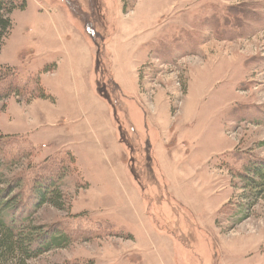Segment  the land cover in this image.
Listing matches in <instances>:
<instances>
[{"label": "rangeland", "instance_id": "obj_1", "mask_svg": "<svg viewBox=\"0 0 264 264\" xmlns=\"http://www.w3.org/2000/svg\"><path fill=\"white\" fill-rule=\"evenodd\" d=\"M215 14L230 19L232 39L216 38ZM11 18L0 81L8 87L14 73L21 93L0 100V148L18 165L0 168V189L22 176L28 191L27 179L59 168L61 207L43 204L26 224L73 236L26 264H264V187L256 194L246 182L249 163H264V0H27ZM56 63L63 77L81 68L96 97L79 102L99 112L45 125L73 100V79L62 90L54 72L39 76ZM131 74L138 95L122 80ZM156 110L165 125L187 120L159 157L145 119ZM98 114L115 130L104 163L83 144L103 134Z\"/></svg>", "mask_w": 264, "mask_h": 264}, {"label": "trees", "instance_id": "obj_2", "mask_svg": "<svg viewBox=\"0 0 264 264\" xmlns=\"http://www.w3.org/2000/svg\"><path fill=\"white\" fill-rule=\"evenodd\" d=\"M26 7L27 0H0V47L4 44L5 39L9 36L12 29V12L15 9L24 10ZM223 17L224 16L215 14V21H209V24L213 26L215 24L216 27L214 31L216 32V38L220 40L232 39L234 28L231 26L230 19L229 22H225ZM187 38L193 39L190 34ZM197 44V40L196 44L191 43L190 51H195V46ZM165 52L167 53L168 51ZM54 67L55 64H47L41 69V72L52 71ZM4 82L6 81H0V100L13 93H21L19 88L21 79L20 77L17 78L14 73L12 77L13 83H7L8 87H6L3 84ZM39 94L43 99L54 100V96L47 93L42 87H40ZM3 135L7 138L16 136L15 134ZM4 153H7V148H5V146L4 148H0V168L3 166L18 165V163H14L15 160H11V157H4ZM66 154L71 155L75 163L78 164L75 155L71 151H68ZM12 155L15 158L18 157V154L16 155L15 153H12ZM20 157H22V154L16 161L19 160ZM58 169L59 168H53L49 173L40 170L39 174L27 179V182H29L28 191H23L25 189L24 182L26 180L22 176L8 182L5 189H0L1 264H6L15 252H18L21 256L18 264H26L27 259L37 257L53 249L64 248L70 243V240L73 239L70 233L62 230L58 226L48 227L44 230L43 227L31 226L30 223L26 224L31 215L43 204L61 207V204L58 203L60 197L58 181L61 179L60 176L62 171L60 172ZM247 170L253 175V179H246V182L249 185H253V192L257 194V192L261 191L260 189L264 187V163L250 162ZM256 178L259 180H256ZM17 188H20L21 191L10 197L11 193ZM116 236L122 237L120 232L116 234Z\"/></svg>", "mask_w": 264, "mask_h": 264}, {"label": "crops", "instance_id": "obj_3", "mask_svg": "<svg viewBox=\"0 0 264 264\" xmlns=\"http://www.w3.org/2000/svg\"><path fill=\"white\" fill-rule=\"evenodd\" d=\"M87 63L89 65H91L89 63V61H87ZM112 65H113V63H112ZM114 67L117 68L118 67V63L115 64ZM134 67H137V64H135V66H132L131 69L134 68ZM61 68H62V64L61 63L60 64L56 63L54 69L52 70V72H54L52 75L56 76V80L59 82V85L62 87V90L69 87L70 79L74 80V87H73L74 93L72 91H69L67 93L69 97L73 98V100L71 102L67 103V108H65V109L59 108L56 114L53 113V109H52V114L48 117V120L46 121V124H45L47 126H50L51 128H56V127L61 126V124H63L62 120L60 122V118L64 114L66 115V118L64 119V121H66V119H68L69 121H74L73 119H78L77 115L79 116V113H81V111L84 114L83 107L89 108L94 113H97V112L100 111L99 108L97 110L95 109V107H96V103L95 102H88V103H84V104L79 102L80 99L81 100H85V99H90L91 100L94 97H96L94 92L91 91L90 87H88L89 92L86 91L85 88H87V87H85L84 79L77 76L78 72H80L81 68H78V67L74 66L73 63H72V68L70 70L75 69L76 75H74V72H71V75H69L67 77H63L61 75V73H60L61 72ZM40 72H41V69H40ZM40 72H39V74L44 73V72H41V73ZM117 72H118V70H117ZM117 74L118 75L123 74V75L127 76V74L124 73L123 71H122V73L119 71ZM129 78H130V80L126 79V78L122 79L124 81V83H125L126 89H128V87H130L132 89V91H134L138 95L139 94V92H138L139 91V86H138L137 80H135L133 74H131ZM81 84H82V86H80ZM81 89H82V91H81ZM47 93L50 94V92H47ZM52 96H53V94H52ZM163 113L164 112L156 110V113L152 112L151 114H148V115L146 114L145 115L146 121H149V122L152 121L153 125L152 126L150 125L151 126L150 128H151L152 131H154L156 133V135L158 137V139H156V141L157 140H161L160 143L158 141V142H155L154 145H153V147L155 149H157V147H159V150L156 151L158 157L163 154V143H162L163 139L165 140V138H167V139H170L171 141L174 140L175 136L178 135V130H176V129L181 125V122L183 124H184V122H187V120H180V118H179L178 120H176L177 121L176 122L177 127H176L173 124V120L172 119H175L176 116H178V115L175 114L174 116H172L171 113H170L171 122L167 123L165 125V123H160L161 122V116H162ZM183 114H184V111L182 112L181 116ZM97 122L101 123V125L97 126V128L103 134L98 135V138H96V139L94 138V140H88L86 143L83 142V144L88 148V149L85 148V150H87L88 152L91 151V153L94 155L96 160H97L98 157H100L102 159L101 163L109 162L113 158L111 157V155L109 156V154L107 152V150L109 148H107V146H105V145H108L110 143L111 133H112V131L115 132V130L113 129V125L111 124V120H108V118H106L105 121H104L103 118L99 114L97 115ZM86 127H90L89 123L86 124ZM84 129H85V126L82 125V123L79 124L76 127V131L78 132L77 136H79L80 134L81 135L86 134L84 132ZM58 131L66 133L65 129H61V130H58ZM72 132H74V130L71 131V132H68V134L71 135ZM174 132H176V133L174 134ZM172 134H174V135H172ZM74 139H76L75 136H74ZM96 140H98V141H96ZM75 142L78 145L82 146V144H80L78 142V138L75 140ZM113 142L119 145L118 140L114 139ZM120 149H121V147H120ZM114 151L115 152L119 151L118 153L121 155V158L123 157V154L121 153L122 149L120 151L115 146L114 147ZM101 168L106 169V167H104L103 165H101ZM125 168L127 169L126 163L124 165V173L127 174Z\"/></svg>", "mask_w": 264, "mask_h": 264}, {"label": "built area", "instance_id": "obj_4", "mask_svg": "<svg viewBox=\"0 0 264 264\" xmlns=\"http://www.w3.org/2000/svg\"><path fill=\"white\" fill-rule=\"evenodd\" d=\"M175 109H176V107H175Z\"/></svg>", "mask_w": 264, "mask_h": 264}]
</instances>
